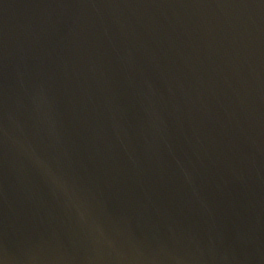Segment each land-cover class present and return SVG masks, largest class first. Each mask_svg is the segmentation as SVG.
I'll use <instances>...</instances> for the list:
<instances>
[{
	"label": "water",
	"instance_id": "95a60500",
	"mask_svg": "<svg viewBox=\"0 0 264 264\" xmlns=\"http://www.w3.org/2000/svg\"><path fill=\"white\" fill-rule=\"evenodd\" d=\"M0 264H264V0H0Z\"/></svg>",
	"mask_w": 264,
	"mask_h": 264
}]
</instances>
